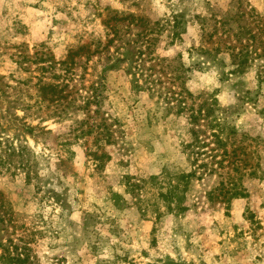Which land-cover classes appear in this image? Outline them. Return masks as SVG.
<instances>
[{
	"label": "rangeland",
	"instance_id": "374dc122",
	"mask_svg": "<svg viewBox=\"0 0 264 264\" xmlns=\"http://www.w3.org/2000/svg\"><path fill=\"white\" fill-rule=\"evenodd\" d=\"M69 58L57 104L40 78ZM220 173L247 196L211 201ZM26 244L27 264H264V0H0V247Z\"/></svg>",
	"mask_w": 264,
	"mask_h": 264
},
{
	"label": "trees",
	"instance_id": "16d2710c",
	"mask_svg": "<svg viewBox=\"0 0 264 264\" xmlns=\"http://www.w3.org/2000/svg\"><path fill=\"white\" fill-rule=\"evenodd\" d=\"M83 50V49H81ZM207 52V51H206ZM78 54V53H77ZM238 57V56H237ZM38 60L41 63H44L46 58L43 56L38 57ZM75 60L73 58H69L68 60L61 61L58 63L60 66H62V74L58 75L55 81L53 79L50 82L46 81V76H42L40 78V91L43 92V94L46 96L47 94L52 95V101L54 100L55 103L60 104V101L62 98H66L65 92L66 88L68 87L66 82H69L71 78L74 77L73 73V65H74ZM56 63H50L47 64L48 67H42L41 70L43 72L48 71L49 69H55ZM247 60H243L239 63V66H244L246 67ZM57 65V64H56ZM59 78H63L61 81ZM94 94V92H93ZM54 95H58L57 97H54ZM94 96V95H92ZM90 100V97H88V102ZM30 108V107H29ZM26 110V107L25 109ZM216 111L215 107H210L209 111L206 114V117L212 116V113ZM200 112H202V109H200ZM202 114V113H200ZM198 120V117L196 119V122ZM211 125L214 128L213 136L216 138L215 143L218 145V147L225 146V143L228 141V139H224L222 136V132L225 130V126H227V123L224 122V119L222 117H219V114L211 121ZM102 126L99 125V127ZM106 127V124L104 123L103 127ZM34 129L32 126L28 125L25 126V130L29 132L30 134H34ZM108 129V128H107ZM235 130V129H234ZM197 140V139H196ZM199 142H201L198 139ZM225 150L223 152V155H227V148L223 147ZM101 156H96L98 160H100ZM216 157V155L214 156ZM221 161H226L225 158ZM218 161L217 165L220 169H224L225 165L223 162ZM233 163V162H232ZM233 171L238 173L241 171L240 165L235 161L233 164ZM205 165V164H204ZM203 165V166H204ZM244 168V166H243ZM215 170V169H214ZM220 179L217 183L216 186L212 187L211 190L208 192V197L210 198L211 201L216 200L217 198L221 199L223 202H227L229 205L230 201L236 198H241V197H246L248 194L247 188L244 186L243 179L241 176L235 177L232 174H227L226 177L224 173H220ZM157 181L155 184H162L158 183L160 180L157 179V177L153 178V181ZM167 181V191L165 193H160L161 197L164 199H168L170 202L177 201V208L181 211H185L186 207L183 206V196L179 195V188L180 185L179 183H176L173 181V179L166 180ZM163 185V186H165ZM141 186L139 184H131V189L135 191L136 189L140 188ZM164 188V187H163ZM172 209V207H170ZM172 211V210H171ZM1 252H0V264H27L30 262V254H29V247L27 244L25 247H5L4 245H1Z\"/></svg>",
	"mask_w": 264,
	"mask_h": 264
}]
</instances>
